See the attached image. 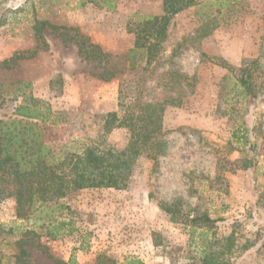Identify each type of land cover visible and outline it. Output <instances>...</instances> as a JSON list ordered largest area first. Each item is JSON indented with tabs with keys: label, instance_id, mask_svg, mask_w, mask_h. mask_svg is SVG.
<instances>
[{
	"label": "rangeland",
	"instance_id": "374dc122",
	"mask_svg": "<svg viewBox=\"0 0 264 264\" xmlns=\"http://www.w3.org/2000/svg\"><path fill=\"white\" fill-rule=\"evenodd\" d=\"M107 1L108 5L103 0H0V61L34 49L33 20L50 25L42 34L47 52L36 55L24 70L9 73L7 81H31L28 90L62 113L65 122L47 128L55 147L80 150L86 139L96 136L100 116L117 110L119 89L135 90L130 63L141 65L142 52L133 51L135 36L130 31L140 17L163 12L162 0ZM203 9L191 7L174 16L163 44L167 68L173 66L197 81L179 107L163 110L165 155L155 161L138 157L124 190L71 193L25 219L16 218L14 199H5L0 203L1 252L5 241L28 230L43 247L26 248L33 263H48L52 256L70 264H96L103 255L116 264L130 259L189 264L187 235L159 207L182 199L219 220L218 236L234 230L258 241L233 264H264V97L250 100L245 108V126L250 131L258 128L260 134L250 132L242 150L231 141L234 125L218 113L219 83L226 74L219 63L238 66L264 52V0H230L220 9L219 28L201 41L199 49L186 48L171 58L173 48L194 34ZM80 35L100 48V60L86 61L78 55ZM260 63L264 68V57ZM111 69L112 79H99ZM57 76L61 82L50 88L49 81ZM14 108V102L0 97V119H12ZM128 140L123 128L108 135L117 149ZM240 160L251 161L252 167L233 171L236 168L226 163ZM59 220L67 224L65 232H54L56 238L51 239L47 226Z\"/></svg>",
	"mask_w": 264,
	"mask_h": 264
},
{
	"label": "trees",
	"instance_id": "16d2710c",
	"mask_svg": "<svg viewBox=\"0 0 264 264\" xmlns=\"http://www.w3.org/2000/svg\"><path fill=\"white\" fill-rule=\"evenodd\" d=\"M229 2L162 0V15L140 17L133 31H130L135 36L133 51L142 52L141 65L134 67L130 63L129 70L135 73L136 88L129 93L119 89L117 110L100 116L96 136L86 139L80 150L58 148L51 142L47 128L60 126L65 119L62 113L53 111L48 103L28 90L31 81H7L9 73L20 67L24 70L36 55L47 52L48 46L42 34L50 25L45 21L33 20L31 32L34 49L15 53L13 57L0 61V97L3 102L10 100L15 103L13 118L0 119V203L8 198L14 199L16 218L25 219L71 193L99 188L124 190L138 157L145 156L155 161L164 156L163 110L166 106L179 107L183 99L193 93L197 82L194 76H188L173 66L167 68L170 63L164 60L163 44L168 38L170 22L188 8H204L194 34L185 37L173 48L172 58L186 48L199 49L201 41L219 28L220 9L229 5ZM108 3L103 0L104 5ZM80 38L81 42L76 45L78 55L83 60H100L103 57L97 45L81 35ZM204 56L201 53V57ZM261 57H264L263 51L255 58L243 59L238 66L219 63L226 74L219 83L218 113L234 125L231 141L238 151L249 142L250 132H257L256 136L260 134L258 128L248 130L243 113L250 100L264 97ZM114 72L111 69L106 75H100L99 79L108 81L114 77ZM58 82L61 80L57 76L48 84L51 88ZM119 128L129 133V140L123 149L115 148L108 141V135ZM226 163L236 168L233 171L252 167V162L245 160ZM159 207L169 217V221L182 228L187 235V253L192 255L189 264H233L236 258L258 243L256 239L238 235L234 230L228 235L218 236L215 226L219 220L212 219L206 211L200 212L197 208L189 207L182 199L160 203ZM57 209L63 210L62 205H58ZM66 226L64 221L59 220L47 226L50 229L46 234L54 239L56 237L52 234L65 232ZM31 235L34 236L31 231L25 230L15 239L5 241L2 247L4 251H0V264L72 262L52 256L48 263L31 262L26 248L35 245L39 250L43 249ZM96 264L116 262L98 255ZM123 264L144 263L139 259H130Z\"/></svg>",
	"mask_w": 264,
	"mask_h": 264
}]
</instances>
